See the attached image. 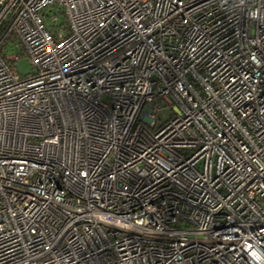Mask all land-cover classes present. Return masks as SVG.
Here are the masks:
<instances>
[{
  "label": "built area",
  "instance_id": "obj_1",
  "mask_svg": "<svg viewBox=\"0 0 264 264\" xmlns=\"http://www.w3.org/2000/svg\"><path fill=\"white\" fill-rule=\"evenodd\" d=\"M0 264H264V0H0Z\"/></svg>",
  "mask_w": 264,
  "mask_h": 264
},
{
  "label": "rangeland",
  "instance_id": "obj_2",
  "mask_svg": "<svg viewBox=\"0 0 264 264\" xmlns=\"http://www.w3.org/2000/svg\"><path fill=\"white\" fill-rule=\"evenodd\" d=\"M45 25L49 28L52 25H54V23L50 20L47 19L45 17H42ZM61 23V17L58 16L57 17V22L56 24L59 25ZM16 52V50H12L10 51V54H14ZM15 69L16 71L21 75V76H26L29 75L32 72V68L27 60V58L25 56L20 57L15 63ZM158 114V121L157 123L163 122L166 118H168L169 114H170V110L168 109V107H162L161 109H159L157 111Z\"/></svg>",
  "mask_w": 264,
  "mask_h": 264
}]
</instances>
